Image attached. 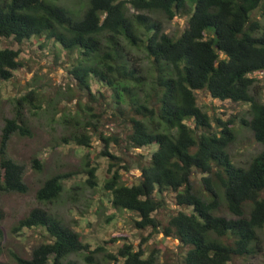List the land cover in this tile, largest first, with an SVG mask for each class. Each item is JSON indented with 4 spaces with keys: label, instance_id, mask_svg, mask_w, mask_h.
<instances>
[{
    "label": "trees",
    "instance_id": "trees-1",
    "mask_svg": "<svg viewBox=\"0 0 264 264\" xmlns=\"http://www.w3.org/2000/svg\"><path fill=\"white\" fill-rule=\"evenodd\" d=\"M60 1L0 0V79H10L20 65V49L3 46V39L18 46L33 37L51 41L71 59L68 74L86 95L93 97L92 81L108 87L113 111L131 125L128 146L153 149L136 161L134 182L124 183L118 170L106 179L103 187L113 209L134 214L137 229L159 230L176 239L181 264H235L237 258L263 251L264 99L254 73L264 71V0H86L80 9ZM155 15L165 21L186 15V26L170 35ZM199 90L213 99L248 104L249 117L241 122L261 149L245 164H235L227 151L236 138L234 120L202 110L196 102ZM32 92L16 98L13 116L5 118L0 130V195L28 190L24 167L8 156L7 147L12 135L32 134L23 110L33 101ZM32 108L38 107L31 103ZM76 114L84 125L62 140L89 147V125L93 132L98 125L86 120L83 108ZM99 137L105 144L116 139L101 132ZM32 161L40 168L36 158ZM83 172L85 183L94 187L96 167ZM71 174L47 177L35 192L37 201L52 204ZM196 174L201 175L198 186ZM165 191L175 207L159 219ZM221 204L228 216L217 213ZM33 227L44 228L48 240L34 246L29 257L12 253L14 264L158 261L155 251L146 255L141 246L126 242L113 253L103 245L91 248L44 206L29 210L14 231ZM2 239L0 225V254Z\"/></svg>",
    "mask_w": 264,
    "mask_h": 264
},
{
    "label": "rangeland",
    "instance_id": "rangeland-1",
    "mask_svg": "<svg viewBox=\"0 0 264 264\" xmlns=\"http://www.w3.org/2000/svg\"><path fill=\"white\" fill-rule=\"evenodd\" d=\"M60 2L80 9L86 0ZM155 17L161 20L164 31L170 35H178L186 26V15H177L171 21H165L159 15ZM2 45L20 49V65L13 71L10 79H0V130L5 118L13 116L16 98L33 91L31 103L38 108L31 109V103L27 101L23 110L32 134L12 135L7 147L8 156L24 167L23 181L28 190L26 193L11 192L0 195V209L4 214L0 221L3 229L0 262L14 264L12 253L29 257L34 246L48 240V234L42 227L14 231L18 220L29 210L44 206L78 232L82 241L88 242L91 248L103 245L107 251L113 253L126 242L131 243L134 248L141 246L146 255L152 250L155 251L157 264H181L182 247L176 239L163 236L159 230L137 229L132 223L134 214L131 217V213L116 211L111 207L110 193L103 187L106 179L114 170H118L124 183L134 182L139 175L136 161L140 156L147 157L153 149L128 146L126 139L131 125L125 118L121 120L113 111L115 104L108 87L92 81L93 97L86 95L68 74L71 59L44 38L33 37L20 46L10 39H3ZM139 54L143 56L141 52ZM143 61L147 64L146 59L143 58ZM254 76L257 84L263 88L264 99V71L256 72ZM195 95L197 105L209 115L234 120L236 138L228 145L227 151L235 164H245L260 151L261 145L255 141L249 128L241 122V118L249 117L248 104L213 99L206 91H196ZM87 105L91 109H88ZM79 107L84 109L89 123L98 125L96 132H93L92 126L89 125V147L73 141L65 143L62 140L84 125V121H79L80 117L76 114ZM100 132L110 138L115 136L116 139L111 138L109 143L105 144L99 137ZM104 151L107 153H103ZM32 158L38 160L40 168L33 165ZM110 163L113 166L110 167ZM124 165H128V168L124 169ZM89 166L96 167L97 183L94 187L85 183L88 175L83 169ZM68 172L72 174L63 180V190L58 199L46 206L39 203L35 192L42 182L52 174ZM200 177V174H196L194 178L196 186L200 185ZM162 197L163 207L157 213L159 219L165 218L175 207L170 192L165 191ZM217 213L229 215L223 204ZM115 236L123 238L105 242ZM69 258L78 259L79 263L82 261L78 255H71ZM234 263L264 264V249L254 257L237 258Z\"/></svg>",
    "mask_w": 264,
    "mask_h": 264
}]
</instances>
